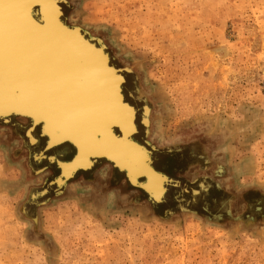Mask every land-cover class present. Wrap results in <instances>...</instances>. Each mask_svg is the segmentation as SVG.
I'll return each instance as SVG.
<instances>
[{"label":"rangeland","instance_id":"rangeland-1","mask_svg":"<svg viewBox=\"0 0 264 264\" xmlns=\"http://www.w3.org/2000/svg\"><path fill=\"white\" fill-rule=\"evenodd\" d=\"M55 8L58 23L81 30L84 54H97L96 76L103 73L106 81L108 58L123 62L112 65L123 80V106L131 101L137 125L138 108H151L144 143L135 132L126 137L136 144L123 142L146 150L150 166L156 153L159 165L180 183L168 196L169 178L161 172L166 179L159 195L147 193L149 211L141 204L145 196L135 202L140 192L119 190L123 177L102 166L105 171L86 174L96 173L100 199L85 193L80 177L66 185L71 177L61 182L57 176L59 186L52 187L53 180L46 186L50 161L33 159L36 148L13 133L17 120L23 130L29 119L16 117L12 125H0V264H264V0H57ZM109 47L116 55H109ZM101 49L109 56L99 62ZM133 74H139L148 103L136 99ZM112 85L105 83L106 108L116 94ZM83 112V133L92 142L117 141ZM33 119L48 131V124ZM59 119L65 122L61 146L74 144L73 157L80 159L81 142L66 118ZM164 145L169 148H156ZM99 146L83 169L101 159L131 174L119 148ZM59 151L55 159L68 162ZM217 165L223 175L216 174ZM137 185L146 187L143 180ZM259 204L263 210L257 211ZM228 209L242 220L227 215ZM218 213L221 220L214 217Z\"/></svg>","mask_w":264,"mask_h":264},{"label":"bare ground","instance_id":"bare-ground-1","mask_svg":"<svg viewBox=\"0 0 264 264\" xmlns=\"http://www.w3.org/2000/svg\"><path fill=\"white\" fill-rule=\"evenodd\" d=\"M28 16L33 24L38 26L41 24L42 18L37 6L31 7ZM83 54L84 51L73 42V39L57 35L54 28L33 31L24 20L23 11L5 12L0 18V73L3 76L5 92L11 84V87L25 98L36 99L44 110L52 111L59 116L58 118H66L81 144L100 145L99 148L105 147L103 150L110 148L107 145L111 144L94 143L88 133H83L87 128L83 110L99 119L107 130V135L113 136L117 141L123 138L125 142L132 141L136 144L132 136L126 137L131 133L125 134L122 124L116 119L117 109L123 105L125 99L124 86L121 87L123 80L116 81L107 75L106 81L114 83L111 91L115 90L116 94L110 106L106 108L103 103L108 90L105 86L106 81L103 80L104 74L99 73L96 76L97 59L93 62L90 57ZM100 54V57L111 55L102 49ZM114 58L111 57L112 60L108 58L107 62L105 60L104 73L115 72L116 68L112 66ZM132 76L136 84L137 80L140 83L139 74ZM138 87L144 94L140 85ZM146 102L148 103V98ZM127 103L125 106L131 101ZM138 109L140 114L148 112V106L143 110ZM62 124L65 125V122ZM45 125L47 127V122ZM38 126L39 124L34 123L28 130L37 129ZM35 138L39 140L37 136Z\"/></svg>","mask_w":264,"mask_h":264},{"label":"snow or ice","instance_id":"snow-or-ice-1","mask_svg":"<svg viewBox=\"0 0 264 264\" xmlns=\"http://www.w3.org/2000/svg\"><path fill=\"white\" fill-rule=\"evenodd\" d=\"M57 0H0V18H2L5 12L11 13L12 11H23L24 20L30 26L33 31L40 32L47 28H54L55 33L59 36L72 38L73 42L82 47L79 41L80 29L74 26L66 25L65 23H58L57 10L55 3ZM37 6L42 22L38 26L33 24L30 20L28 13L31 7ZM73 5L70 3L67 5L68 10L72 9ZM96 53H90V58L93 62H96ZM102 57H99V62H102ZM127 72H131V69H127ZM112 79L119 80V71L107 73ZM137 99L147 101L146 95H144L139 87L137 80V87L135 89ZM24 115L29 119V125L23 130L19 127V121L13 125V133L16 135H23L25 139V146L30 148H36L33 156L34 160L41 162H48L49 168L54 171L55 176H58L61 182H64L68 177H72L78 173L79 170L88 166L91 163V155L97 151V146L89 143H84L79 149L80 159L74 157L69 159L68 162H58L55 159L56 150L61 147L62 141L66 142L64 135V125L60 119L54 114L44 110L39 102L34 98H25L18 91L11 87L5 92L2 73H0V125L9 124L12 125L13 118ZM38 116L41 121L47 122L48 131L44 133L40 139L43 143L40 144V140L35 139L37 135L35 131H29L32 124L36 123L33 116ZM134 106L130 103L128 106H121L117 109L116 119L122 124L124 133H135L142 137L141 143L143 144L147 136L151 131V108L147 113H141L139 125L135 121ZM112 146L119 148L123 152L125 161L131 168V174L127 176L128 183L132 186H138L137 180H143L145 182V191L155 199L160 192V189L164 186L166 179L165 175L161 174V170L155 169L154 166L149 165V157L146 150L142 151L140 148H133L130 145H126L121 141H111ZM37 145L39 147L37 148ZM207 162V161H205ZM224 169L221 165H217L216 174L223 175Z\"/></svg>","mask_w":264,"mask_h":264},{"label":"crops","instance_id":"crops-1","mask_svg":"<svg viewBox=\"0 0 264 264\" xmlns=\"http://www.w3.org/2000/svg\"><path fill=\"white\" fill-rule=\"evenodd\" d=\"M36 134H37V137L40 135V136H43L44 134H43V130H42V126L41 125H39L38 126V128L36 129ZM38 139H39V137H38ZM82 140V139H81ZM81 142V141H80ZM66 146L68 145V146H71V148H72V152H73V154H71V155H69L68 156V154L66 153V155L64 156V158L62 159L63 161H68L69 159H71L73 156H74V154H75V151H76V148H75V146H74V144H72V143H70V142H67V144H65ZM66 156H67V158H66ZM156 158H157V154L156 153H153L152 155H151V160H152V163L154 164V166H155V168L156 169H159V170H161V172H163V173H165V175L169 178V180H168V184H167V187L169 186V191H168V196H170V194H172L171 192H172V186H174V185H176L175 183H174V180L173 179H175V177H173L165 168H162L160 165H159V163H158V161H156ZM40 163V162H39ZM105 164L106 165V167H111L112 169H117V168H115V167H113L111 164H109L108 162H106V161H104V160H101V159H98V160H96V161H94V164H93V166L91 167V168H89V169H81V170H79L78 171V173L79 174H81V173H84V172H88V171H92V170H94V171H96L97 170V168H98V166H99V164ZM44 168H46L47 170L49 169L50 170V175L52 174V177L48 180V179H46L47 181V183H46V186L53 180V184H52V187L53 186H59V183H57L56 181H54L55 179H57V178H55V177H57V176H55V174H54V171L53 170H51L49 167H44ZM44 168H40V169H37L36 170V173L38 172V171H40L41 169H44ZM101 169V168H100ZM99 169V171H97L98 173H100V172H103V171H105V170H100ZM114 170H110V173H109V175L111 174V172L112 171H114ZM123 175H124V177H123V180L124 181H126L127 183H128V180H127V177H126V174L124 173V172H122V171H120ZM50 175H49V177H50ZM122 176V175H121ZM172 178V179H171ZM95 179V178H94ZM94 179L93 178H89L88 180H86L85 182H84V184L86 185V187L88 188H86L85 189V193H90L91 195H95V198H101V195L99 194V193H97L98 191H97V189H96V186L95 185H97V183L96 182H94ZM172 181V182H171ZM67 183H68V181H67ZM91 187H93V188H91ZM203 187H205V185L203 184ZM138 192H144L145 194H146V196L148 197V194H147V192L144 190V188H142V187H139V186H135L134 187ZM90 189V191L88 192V190ZM194 190L192 189L191 190V192H193ZM96 192V193H95ZM85 193L84 194H79V196H83V195H85ZM193 195H194V193H193ZM124 196V195H123ZM125 196H127V195H125ZM124 196V197H125ZM197 196V195H196ZM95 198H92L91 199V201H94L95 200ZM82 199V198H81ZM85 199V198H84ZM84 199H82V200H84ZM98 199V200H99ZM88 201H90L89 199H87ZM131 201V200H130ZM130 201H127V203H129ZM133 201V200H132ZM143 206H144V208H148V211L150 210V209H152V207H151V204L149 203V200H147L146 202H142L141 203ZM161 204V203H160ZM159 204V205H160ZM162 204H164V203H162Z\"/></svg>","mask_w":264,"mask_h":264},{"label":"water","instance_id":"water-1","mask_svg":"<svg viewBox=\"0 0 264 264\" xmlns=\"http://www.w3.org/2000/svg\"><path fill=\"white\" fill-rule=\"evenodd\" d=\"M61 1H63V0H61ZM79 24V23H78ZM74 25H77V22H74ZM80 25H82V24H80ZM90 28H88L87 26H86V30L88 31ZM91 30V29H90ZM89 30V31H90ZM88 31V34L91 36V37H93L94 39H96L95 38V36L94 35H92L90 32ZM93 31V30H92ZM97 40V39H96ZM97 41H99V40H97ZM105 41H106V39H105ZM108 44V43H107ZM106 49H108V46L106 45V44H102ZM109 51H110V54H111V56L113 55H116L115 53H112V51H111V49H110V47H109ZM113 61L114 62H118V64L120 63H123L122 61H120V59L118 58V56H116L114 59H113ZM116 62V63H117ZM118 69L116 68V71H117ZM119 71V70H118ZM126 75H128V73L126 74ZM143 79V78H142ZM127 83H128V78L127 79H125V84L127 85ZM143 84L145 85V82H144V80H143ZM138 85H140L139 83H138ZM129 95V94H128ZM129 98L130 99H132V98H134V97H131L130 95H129ZM137 99V98H136ZM138 100V99H137ZM139 101V100H138ZM142 102V101H141ZM141 105H142V103H141ZM138 107H141V106H139L138 105ZM154 112H155V109H154ZM24 122V121H23ZM152 122H153V117H152ZM25 124H27V123H25ZM24 125V124H23ZM39 137V140H40V143L41 142H43V140L42 139H40V137H42V136H38ZM63 146H61L60 148H58L57 150H56V154L57 153H60V151H59V149L61 150V152H65V154L67 153L68 154V156L69 155H71V154H73V152H72V148H71V146H66V147H63ZM154 147H156V146H154ZM157 149H161V148H169V145H164V146H160V147H156ZM63 150V151H62ZM64 154V155H65ZM66 158H67V156H66ZM100 166H102V169H106V171H108V173H110V170H114V169H112L111 167H106V165L105 164H99V167ZM98 169H100V168H98ZM97 169V171H99ZM93 171V170H92ZM96 171V172H97ZM115 171V173H117V174H119V176H121L122 175V177H124V175L120 172V170H118V169H115L114 170ZM113 171V172H114ZM88 172H91V171H88ZM88 172H84V173H81V174H79V173H77V174H75L74 176H72L71 178H69V180H68V183H70V182H72V181H74V180H76L78 177H80L81 179H82V181L83 180H88L89 179V177H87L86 176V174L88 173ZM96 174V173H95ZM95 174H92V176H91V178H95ZM172 179V178H171ZM174 180V183L176 184V185H178L179 183H180V181L179 180H177V179H173ZM94 181H95V179H94ZM172 182V181H171ZM68 183L66 184V185H68ZM201 184V186L203 187V184L205 185V183L204 182H201L200 183ZM124 186H126V187H128V188H130V189H135L134 187L135 186H132V185H130L129 183H127L126 181H124V184L122 185V186H118V188H119V190H122V188L124 187ZM126 187H124V188H126ZM205 188V187H204ZM185 190H187L186 188H185ZM139 194H141V195H138L137 197H135V202H136V200H138V199H140V198H142V196L144 197H146L147 198V200H148V197L146 196V194L144 193V192H141V193H139ZM167 200V199H166ZM165 200V201H166ZM32 201H33V199H32ZM133 201H134V198H133ZM23 205H24V210L26 211V209H25V204L23 203ZM155 205H156V203H154L152 206L154 207V209H155ZM256 209H257V211H260V210H263V206L262 205H257V207H256ZM186 212H191V213H197L195 210H193V209H189V210H186ZM226 212H227V215H229L231 218H233V219H236V220H238V221H240V220H242V217H241V215H239V214H237V215H232V211L230 210V209H228V210H226ZM228 216V217H229ZM246 216H248L251 220H253L254 219V217L252 216V215H250V214H248V215H246ZM159 217H162L163 218V216H159ZM216 219H222L223 217H224V215L223 214H221V213H218V214H216L215 216H214ZM42 233V232H41ZM43 234V233H42ZM40 238L39 239H42V240H44L45 238H44V236L43 235H40L39 236ZM45 241V240H44Z\"/></svg>","mask_w":264,"mask_h":264}]
</instances>
